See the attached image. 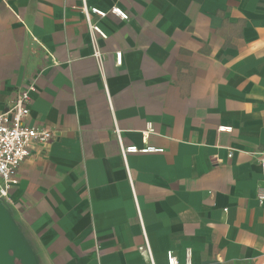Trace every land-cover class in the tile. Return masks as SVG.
I'll list each match as a JSON object with an SVG mask.
<instances>
[{"label":"crops","instance_id":"obj_1","mask_svg":"<svg viewBox=\"0 0 264 264\" xmlns=\"http://www.w3.org/2000/svg\"><path fill=\"white\" fill-rule=\"evenodd\" d=\"M83 1L128 20L92 16L103 39ZM31 81L52 136L4 204L37 264H150L144 236L154 264H264V0H0V112ZM116 130L163 149L132 185Z\"/></svg>","mask_w":264,"mask_h":264},{"label":"built area","instance_id":"obj_2","mask_svg":"<svg viewBox=\"0 0 264 264\" xmlns=\"http://www.w3.org/2000/svg\"><path fill=\"white\" fill-rule=\"evenodd\" d=\"M85 23L91 33H94L105 39L106 34L92 21V16L105 17L107 14H112L121 20H128V14L117 5H113L109 10L105 11L97 7H88L83 1L81 5ZM96 58H100L101 53L97 50L93 52ZM116 65L122 64V53H115ZM36 87L34 81L24 85L17 90L12 103L2 112H0V199L4 202L9 197V191L17 183V168L20 163L29 154V148L34 142H47L52 133L47 128H37L29 126L26 122L29 116V105L31 103V93L35 92ZM219 131H231V127L220 126ZM147 133L153 131L152 125L147 124ZM116 135L119 141L120 155L125 167L127 178L132 185V180L127 165V155L132 153H156L163 152V149L156 148L150 145L137 147L136 145H124L121 141L119 131L116 130ZM231 154H229L230 156ZM262 174L264 175V155L259 159ZM256 199L259 205L264 203V184L257 189ZM226 210V209H224ZM150 264H154L152 260L151 250L144 236V244L139 247ZM168 264H179L177 258L171 253H168ZM185 264H191L190 249L185 252Z\"/></svg>","mask_w":264,"mask_h":264},{"label":"water","instance_id":"obj_3","mask_svg":"<svg viewBox=\"0 0 264 264\" xmlns=\"http://www.w3.org/2000/svg\"><path fill=\"white\" fill-rule=\"evenodd\" d=\"M0 264H37L30 246L1 199Z\"/></svg>","mask_w":264,"mask_h":264}]
</instances>
